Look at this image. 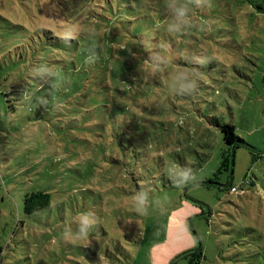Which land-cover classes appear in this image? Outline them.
Returning a JSON list of instances; mask_svg holds the SVG:
<instances>
[{
    "label": "rangeland",
    "instance_id": "374dc122",
    "mask_svg": "<svg viewBox=\"0 0 264 264\" xmlns=\"http://www.w3.org/2000/svg\"><path fill=\"white\" fill-rule=\"evenodd\" d=\"M129 1L146 11L134 19L150 35L143 47L129 42L119 52L126 70H118V81L107 65L91 68L80 100L48 101L42 109L23 103L22 90L45 96L47 84L37 80L35 88L26 77L32 67L9 56L20 59V42L38 25L59 32L79 26L75 42L86 48L90 27L102 49L122 45L117 8L93 0L92 9L66 22L63 0H0V264H187L183 253L197 248L200 264H264V0H210L192 15L212 30L185 35L156 29L170 19L165 0ZM17 22L24 33H13ZM148 41L175 56L156 79L147 75ZM72 48L65 58L75 55ZM193 52L216 59L191 65L184 56ZM60 64L65 79L67 63ZM139 67H148L143 77ZM190 67L200 73L196 97L170 95L171 76ZM115 87L127 88L128 96L110 93ZM223 123L243 142L233 164L214 177L228 147ZM173 164L191 167L198 186L174 187L167 175ZM230 184L237 189L228 190ZM142 186L153 202L167 198L163 212L155 203L147 216L134 211L132 198ZM36 190L50 193V205L26 214L23 198ZM85 212L98 220L87 246L65 233L69 226L75 232L73 221Z\"/></svg>",
    "mask_w": 264,
    "mask_h": 264
},
{
    "label": "trees",
    "instance_id": "16d2710c",
    "mask_svg": "<svg viewBox=\"0 0 264 264\" xmlns=\"http://www.w3.org/2000/svg\"><path fill=\"white\" fill-rule=\"evenodd\" d=\"M56 1V0H55ZM63 5L65 7V13L68 14L66 22H70L72 19L75 18L76 14L80 13L82 9L86 6L87 9H92V2L93 0H63ZM109 5H114L116 10L115 16L117 17V22H119L120 26L117 28V33L122 34V36L126 39L127 42H122L124 45H128L129 42H135L133 43V46H144V44L141 43V41L147 40L150 34L146 33V27L143 25L142 21L136 22L134 18H140L141 15L145 16L146 11L142 9L136 8L135 6L131 5V2L129 0H105V3H108ZM77 2V3H76ZM74 3H76L74 5ZM70 5V6H69ZM72 7V8H71ZM73 7H76L77 10L73 9ZM114 11L112 10V13ZM53 15V13H51ZM66 14V15H67ZM65 15V16H66ZM69 20V21H68ZM129 22L132 24V26L129 25ZM128 25V26H127ZM63 26V25H62ZM66 26V23H65ZM78 31L80 30L76 26ZM15 31L13 33H24L23 30H26L20 23L14 24ZM68 28H74L73 26H70ZM36 31H31V33L28 35V37L25 38L24 41L20 42L17 53L20 56V59L17 60V55L14 59H12L11 56H9L12 63H18L20 60L24 63L23 66L25 68L35 67L39 64L45 63V62H54L56 64H59L58 68L54 66L53 68L56 70L61 69L63 66H61L60 63H67L64 65L68 72V77L63 79L60 82L58 87H51L49 84H47V90L46 96L48 98V101L50 103H59L66 101H73V100H80V89H85L88 87V83L90 81L87 79V77H91V73L88 72L91 68L93 71H96L97 68L100 65H107L111 70H114V78L113 81H118V70H126V67L124 63H122L121 60L123 58L118 57L119 52L124 51L121 50L120 44L118 45L119 41L112 42V44H115V46H111V48H107V50L102 49L100 47V44L104 43L102 42V38L99 40V48L97 49V53L99 56L98 61L89 66L84 64V59L86 56V47L82 44H78L73 40L69 45H65L61 42L59 38H57V33L59 31L57 30H50L48 26H40L38 25L36 27ZM126 29V30H125ZM127 30L130 33V37H133V39L128 40V37L125 35L127 33ZM146 35V37H144ZM21 41V40H19ZM23 44V46H22ZM76 46L75 55H68L67 58H65V55L68 53L69 50H73L72 47ZM68 50V51H67ZM29 51V57H25V54ZM73 56H76L77 60L73 58ZM141 63L140 60L137 59V67ZM50 65V64H48ZM148 66V65H147ZM31 68V69H32ZM148 68V67H146ZM146 68L139 67L137 69V73L139 72L140 76L143 77V71ZM128 69V68H127ZM60 73V72H59ZM89 74V75H88ZM113 74V73H112ZM27 78L33 79L34 87L37 88V80L33 78L32 72L26 76ZM44 87V86H42ZM92 89L85 90L89 93H95L94 91H91ZM115 91L113 93H118L123 96H128L127 88H111L109 89V92ZM108 93V89L106 90ZM104 98H106L105 95H103ZM6 98H9L6 96ZM56 104V103H55ZM115 106L120 107V104L117 103ZM220 131L222 133V138L224 143H226L227 150L222 153L221 162L217 168V170L214 173V177L218 176V173H220L222 170H227L229 168V163L233 164V155H234V148L239 145V143L243 142L242 138H240L234 131V126L229 123H223L220 126ZM232 152V153H231ZM213 182L214 179H209V182ZM248 183L251 182V179L248 178ZM234 186L233 184L229 185L228 190ZM236 187V186H235ZM237 189V187H236ZM230 192V191H229ZM50 205V193L44 190H36L31 193H26L23 198V210L26 214H31L33 212L45 209L49 207ZM1 250V247H0ZM203 252L201 248L188 250L183 253V257L188 259L187 264H200L202 258H203ZM171 264H179L176 259H174Z\"/></svg>",
    "mask_w": 264,
    "mask_h": 264
},
{
    "label": "clouds",
    "instance_id": "9594fccd",
    "mask_svg": "<svg viewBox=\"0 0 264 264\" xmlns=\"http://www.w3.org/2000/svg\"><path fill=\"white\" fill-rule=\"evenodd\" d=\"M210 4V0H165V9L170 17L164 24H157L156 29L163 28L169 34L185 35L189 34L193 30L202 32H210L212 30L211 23L209 21H201L197 24L193 19L194 8L207 7ZM89 39L88 47L86 48V56L84 59L85 65H93L98 59L97 49L99 48L98 33L95 28L90 27L86 33ZM80 32L75 28H66L63 32L57 33V38L61 40L65 45L71 44L73 40H76ZM143 44L144 41H141ZM154 47L159 48L158 51H152ZM121 50H126V45H120ZM146 50L149 52V57L146 59V63L149 65L148 78H158L161 69L164 65H167L174 61L175 56L171 53V50L166 45L154 46L150 41L147 43ZM168 53L167 55L163 53ZM184 59L188 64L199 65L206 67L211 61L215 60V56L207 54L187 53ZM34 79L41 82V87L44 84H49L51 87H58L62 81L60 73L50 67L47 63L39 64L31 69ZM200 73L196 67L190 68H178L171 76L168 89L169 94L178 97H191L195 98L199 89ZM39 91V88L37 89ZM22 102L26 105L35 104L37 107L46 109L48 106L47 96H36L35 92H28L22 90ZM167 175L173 186L177 189H183L189 185L198 186L201 178L197 176L191 167L181 166L179 164H173L167 169ZM155 203L162 212L165 209L167 198L163 200H157L153 202L150 198L149 190L143 186L139 191L135 193L132 198V205L134 211L141 216H147L149 214V208ZM75 232L71 226L65 229V233L68 236H75L76 239H85L87 246L89 241V234L98 225V220L94 212H85L79 214L75 221ZM195 238L192 240V244L195 245Z\"/></svg>",
    "mask_w": 264,
    "mask_h": 264
},
{
    "label": "built area",
    "instance_id": "2783aa9c",
    "mask_svg": "<svg viewBox=\"0 0 264 264\" xmlns=\"http://www.w3.org/2000/svg\"><path fill=\"white\" fill-rule=\"evenodd\" d=\"M231 189H232V191H235L236 190V187L235 186H232Z\"/></svg>",
    "mask_w": 264,
    "mask_h": 264
}]
</instances>
